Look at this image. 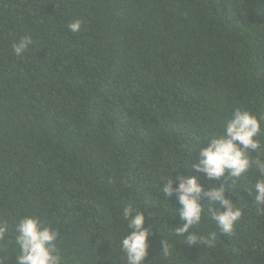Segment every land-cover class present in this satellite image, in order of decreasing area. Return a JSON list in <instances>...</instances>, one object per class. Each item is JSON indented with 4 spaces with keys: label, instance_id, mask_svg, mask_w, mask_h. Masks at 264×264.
I'll return each mask as SVG.
<instances>
[{
    "label": "trees",
    "instance_id": "1",
    "mask_svg": "<svg viewBox=\"0 0 264 264\" xmlns=\"http://www.w3.org/2000/svg\"><path fill=\"white\" fill-rule=\"evenodd\" d=\"M237 108L264 125V0H0V257L17 264L16 225L37 216L67 264H127L132 205L151 230L145 264H264V177L253 165L209 181L192 167ZM171 174L225 184L242 211L234 231L202 197L185 235L215 239L177 236L178 195L161 193Z\"/></svg>",
    "mask_w": 264,
    "mask_h": 264
},
{
    "label": "clouds",
    "instance_id": "2",
    "mask_svg": "<svg viewBox=\"0 0 264 264\" xmlns=\"http://www.w3.org/2000/svg\"><path fill=\"white\" fill-rule=\"evenodd\" d=\"M67 30L73 34L79 33L82 30V21L72 20L67 24ZM31 43V37L22 36L13 44L15 54L22 55ZM262 131H264V125L255 114L243 108L235 109L223 131L218 135H211L209 146L200 149V160L192 167L197 172L206 174L209 181L222 177L239 178L253 165L264 177V148L257 139ZM258 150H260L259 155L253 158L251 154ZM162 179L164 182L161 193L168 197L178 195L181 204L179 217L186 221L182 226L175 228L177 236L186 237L188 243L193 245L200 241L210 245L215 239V233H212L211 238H201L197 234L185 235L203 218L202 197H207L209 202L219 205V209L213 211L212 219L221 232L230 234L234 231L242 211L227 196L229 191L225 184L211 185L209 190L205 191L197 176L177 177L178 186L172 174ZM254 189L255 202L261 206V211H264V178L257 180ZM123 219L128 222L129 231L122 238L120 247L126 255L127 264H145L149 256L151 235V230L145 227V214L132 205H128L123 209ZM7 231V225L0 223V239L6 236ZM16 232L17 264H67L66 260L58 254L55 243L59 232L50 226H45L39 217H22L16 225ZM163 253L165 255L170 253V247L164 242ZM6 259L7 257H0V264H5Z\"/></svg>",
    "mask_w": 264,
    "mask_h": 264
}]
</instances>
